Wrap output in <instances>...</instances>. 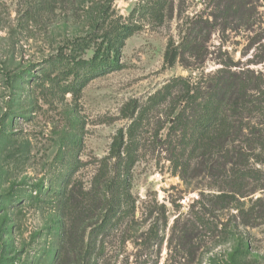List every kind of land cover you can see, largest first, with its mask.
<instances>
[{
    "label": "rangeland",
    "instance_id": "374dc122",
    "mask_svg": "<svg viewBox=\"0 0 264 264\" xmlns=\"http://www.w3.org/2000/svg\"><path fill=\"white\" fill-rule=\"evenodd\" d=\"M248 1L252 31L216 33L203 64H182L188 27L213 0H0V264H227L235 252L240 264H264V201L254 204L264 200V115L229 140H257L240 182L234 165L225 180L205 170L194 144L225 64L264 89V0ZM117 58L118 70L87 73ZM120 130L122 156L105 169ZM254 187L211 208L224 191ZM197 218L210 227L194 225L186 245L180 229Z\"/></svg>",
    "mask_w": 264,
    "mask_h": 264
},
{
    "label": "trees",
    "instance_id": "16d2710c",
    "mask_svg": "<svg viewBox=\"0 0 264 264\" xmlns=\"http://www.w3.org/2000/svg\"><path fill=\"white\" fill-rule=\"evenodd\" d=\"M254 10L255 7H252V4L248 0H213L212 13L206 17L204 15L197 16L190 23L186 36L179 47L178 57L180 62L185 64L186 60L193 59L203 64L209 53L207 44L211 36L216 33L224 35L229 31L241 30L243 27H246L248 31H252L255 26L253 20L255 17ZM136 30L132 29L128 36L132 35ZM96 59L93 61H96ZM255 64L260 63L255 62ZM119 68L120 59L117 58L111 62L110 66L106 63H96L94 66L90 65L87 73L95 74L96 72H100L98 74L101 75L107 74L109 71L118 70ZM231 68L232 66L225 64L221 70L211 77L207 96L203 98L207 105L205 117L204 120L199 118L197 122L199 125L197 131L200 132L201 136L198 137L199 139L194 144L199 142L198 153L202 154L201 157L203 159L205 158L202 164L205 170L211 172L213 175L215 172H218L217 175L220 176L221 180H225L229 172L227 166L229 164L234 165L236 168H232L231 170L238 173L236 178L238 179L237 182H240L243 176L245 179L250 177L248 176L250 168L247 167V164L250 152L254 149L257 140L246 138L240 142L239 146L235 147L229 146L233 142L229 140L232 138L233 133L237 131L242 133L245 126L249 127L248 123L246 125L244 122L246 120L250 121L253 114L259 112L261 115H264V89H262L263 85L255 74L252 73L248 76L244 71L236 72ZM254 134H257L256 131ZM124 145V132L120 130L112 142L109 157L101 161L103 168H108L110 165L109 160L121 158ZM134 165L135 160L133 157H130L124 168L123 181L125 187L129 189L131 186V171ZM233 185L238 186L240 184L233 183ZM106 188L108 190V186ZM245 190L234 188L229 192L224 191V193L213 198L211 208L218 211L227 209L229 208V202L232 200L231 197L234 196L233 194L245 198L254 195L259 189H255L254 187L248 191ZM230 192L233 194L231 195ZM263 201L259 197L254 204L260 205ZM109 202V197H107L106 193H103L98 200L99 205L104 207L103 210L106 208L102 215L103 224L100 225L103 231L107 228V216L112 206ZM84 211L85 207L82 208L80 214L85 213ZM255 213L248 212L244 215L240 211V214L248 220H253L252 218ZM193 223L192 225H188L189 223H187V225L180 229L179 240L185 242L186 245L196 240L195 236L192 237L194 225L197 226L196 231H199L200 228H203V230L206 228L207 230L208 226L210 227V223L202 222L201 218L194 219ZM243 226L252 227V224L250 222L243 223ZM211 229L212 233L216 230L215 226H211ZM174 232L176 234V227L173 230V235ZM242 254L244 255V253ZM228 258L227 264H240L236 252L231 253Z\"/></svg>",
    "mask_w": 264,
    "mask_h": 264
}]
</instances>
